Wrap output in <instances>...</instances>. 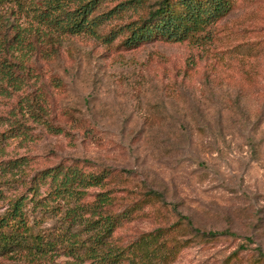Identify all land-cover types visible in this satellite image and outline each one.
Listing matches in <instances>:
<instances>
[{"label":"rangeland","instance_id":"obj_1","mask_svg":"<svg viewBox=\"0 0 264 264\" xmlns=\"http://www.w3.org/2000/svg\"><path fill=\"white\" fill-rule=\"evenodd\" d=\"M29 1L20 0L21 14L11 3L0 7V33L8 22L35 27ZM123 1H103L93 14ZM229 5L179 42L123 44V27L136 16L125 9L95 29H121L109 43L81 33L0 49L11 76L0 78V188L25 197L30 233L89 235L67 229L72 198L50 199L63 174H75L70 187L99 175L82 201L105 192L113 212L128 213L111 239H139L132 251L140 264L157 247L159 257L167 250L159 264H264L255 250L264 251V0ZM207 231L232 234L201 235ZM12 255H0V264H75L58 245L34 262Z\"/></svg>","mask_w":264,"mask_h":264},{"label":"trees","instance_id":"obj_2","mask_svg":"<svg viewBox=\"0 0 264 264\" xmlns=\"http://www.w3.org/2000/svg\"><path fill=\"white\" fill-rule=\"evenodd\" d=\"M103 1L107 0H31L28 8L35 21V27L23 28L9 22L3 25L0 33V49L4 48L7 52V49L16 50L19 47H26L25 39L30 36L51 44L59 42L64 35L81 33H87L100 38L103 43H109L116 38L121 29L104 36L95 34V29L105 21L117 17L125 9H132L136 16L123 27L127 31L123 44L136 46L156 37L167 42H179L193 37L194 33L223 17L230 8L229 0H153L151 2L150 0H124L105 12L93 14ZM9 3L17 7L19 14H21L20 8L24 10L20 0H0V7ZM6 30L12 32L10 42ZM2 61L5 59L0 60V63ZM0 72L3 74H0L1 79L11 81L8 68L5 69L0 65ZM12 88H17V86L13 85ZM74 176V173L63 174L60 180L61 189H57L50 200L65 202L67 198H72V204L67 205L63 211V216L68 223L67 229L83 226V230L91 233L86 237L74 233H69V235L63 233L51 240L46 239L47 235L32 234L30 233V221L23 210L25 197L21 195L4 196L0 188V255L13 254L11 257H22L34 262L58 245L65 250V254L70 256L75 264L84 259L90 262L99 260V264H121L123 260H126L127 264H140L135 261L136 253L132 251V244L135 245L139 239L125 246L117 245L111 239L115 228L128 213L113 212L111 210L112 198L105 192L96 194L92 204L83 203L82 198L87 194L85 186L87 184L100 186L101 177L98 175L90 179L86 178L84 183L80 179L78 184L81 187H70L67 184L74 180ZM80 183L83 184L80 185ZM45 205L46 203L43 207ZM87 211L91 216H85ZM93 213L97 215L93 217ZM186 225L199 232L191 226L188 218ZM157 231L161 229L158 228ZM223 234L232 233L228 231L201 233L208 237ZM27 241L29 243H26ZM152 241L153 246H156L157 239H152ZM21 244L26 245L27 251L22 252V249H18ZM239 248L243 249L245 246L240 245ZM80 249H82L81 252ZM164 250L159 257L157 247L156 253L153 254L155 257L158 256L157 259L153 261L155 258L153 257L148 264L162 262L167 254V250ZM255 250L259 256H264V251L259 247Z\"/></svg>","mask_w":264,"mask_h":264}]
</instances>
